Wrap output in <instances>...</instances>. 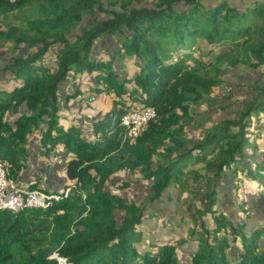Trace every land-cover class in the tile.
Masks as SVG:
<instances>
[{
  "label": "trees",
  "instance_id": "obj_1",
  "mask_svg": "<svg viewBox=\"0 0 264 264\" xmlns=\"http://www.w3.org/2000/svg\"><path fill=\"white\" fill-rule=\"evenodd\" d=\"M149 3L153 8L138 7ZM96 11L107 18L80 27ZM2 22L8 23L0 28V42L28 53L6 68L14 87L0 88V161L11 164L18 184L30 138L39 133L46 152L62 145L72 156L65 170L79 186L47 210H0V264H59L55 253L69 264H264V228L243 235L233 228L232 242L241 240L243 249L229 255L228 240L218 237L223 225H216L212 239L204 220L205 233L191 232L200 244L190 263L179 262L172 246L141 254L136 244L147 207L127 201L122 189H108L113 176L140 170L151 182L153 204L172 186L198 187L201 179L203 214L214 213L223 173L236 167L250 141L251 116L264 112V74L255 88L258 97L237 119L219 123L192 146L180 133L192 106L210 101L222 84L225 69L218 63L227 70L250 57L252 67H264V0H0ZM117 35L121 50L134 57L133 80L122 78L112 59H92L98 40ZM187 39L201 40L204 47L197 54L178 52ZM48 55L55 61H44ZM85 74L93 79L90 92L113 97L112 109L92 124L93 139L80 128L65 129L60 115L62 84ZM137 101L155 108L156 116L133 142L121 122ZM197 165L206 174L189 169Z\"/></svg>",
  "mask_w": 264,
  "mask_h": 264
},
{
  "label": "rangeland",
  "instance_id": "obj_2",
  "mask_svg": "<svg viewBox=\"0 0 264 264\" xmlns=\"http://www.w3.org/2000/svg\"><path fill=\"white\" fill-rule=\"evenodd\" d=\"M107 2H105V8L108 9ZM138 7H149L153 8L151 4H143ZM112 10L119 11V7L113 6L110 8ZM106 14L96 11L93 15L85 18L84 22L80 27H88L90 23H94L96 21L100 22L106 19ZM8 22H2L0 24L1 30H5ZM79 30L76 31L72 37L71 41H75L76 36L79 35ZM118 35L117 36H106L102 39L98 40L94 47V52L92 54V59L94 57L98 58L100 61H108L109 59L113 60V69H115L118 74L122 78H129L131 80L134 79V70L133 67L134 57L127 56L123 50H121V44L118 43ZM204 47L201 40L187 39L186 46L179 48L178 52L183 53L194 52L197 54L201 48ZM28 50L26 47L20 49H14V47L10 44H5L0 42V88L12 89L14 87V83L9 78V73L6 70L7 66L11 63L12 59L15 57H19L21 55H26ZM35 53V52H34ZM119 53H121L119 55ZM177 55L178 53L175 51L174 53ZM44 61H55L54 56L48 55ZM251 58H245L244 62H240L239 65L235 68H230L226 70V65L218 63L217 66L225 69V74L222 77V84L214 90L210 97V101H214V105H211V102L208 101L200 106L193 105L191 108L190 120L185 121L186 125L184 129L180 133V137H182L183 141L188 142L189 146H192L195 141L205 138L206 135L213 132L215 127L224 121L234 120L239 117V114L244 112L246 107L249 106V101L257 98L258 93L256 92V86L261 85L262 77L264 74V67L256 68L251 65ZM94 77V74H93ZM71 78V81H67L65 84L61 86V93H69L74 95L77 92V87H81V94L79 95L78 101L76 104L78 107L86 106V112L89 110L94 111L90 115L97 116L99 112H103V115L113 106V97L112 95H95L92 91L90 92V88L93 86L92 76L89 74H85L80 78L74 79ZM77 85V86H76ZM76 95V94H75ZM94 98V100H92ZM126 99L129 100L128 95H126ZM81 100V101H80ZM75 104V103H74ZM93 107V108H92ZM92 108V109H90ZM143 102L137 101L135 105V109H142ZM69 113L64 115L61 112V120L70 119L72 115H75L74 120L78 115L83 113L73 112L77 109H68ZM67 117V118H65ZM86 118V116H85ZM82 118V120H85ZM96 118V117H95ZM94 118V119H95ZM14 120V119H13ZM74 124L78 126H82L84 128L86 126L85 123L80 121H75ZM259 126L258 128H256ZM249 134L250 141L246 145V148H250L255 150L256 145L253 141L254 133L257 131L264 130V112H254L250 119L249 125ZM245 151V150H244ZM236 167H238V181L242 182V179L245 175V171H241L243 168L242 162L237 160ZM190 170H197L201 173L206 174L205 170H202V165H197L196 167H190ZM231 171H234L235 167L228 168ZM226 170L225 173H228L229 170ZM262 170L254 171L251 175L253 181H260L264 176ZM233 173V172H232ZM225 175V174H224ZM194 175L192 173L193 179ZM223 181V182H222ZM232 177L230 175L222 176L220 184L216 188V196L218 192V205L217 199L216 204L213 207L214 213L209 215H204V208L206 204V183L203 180L199 179L198 187H177L172 186L163 194L160 200L155 203H150L149 197L153 194L152 185L150 180H148L144 174L137 170L136 172H122L113 176L110 179L108 184V189L112 192L119 193L118 189H122L120 193H122L127 201H134L137 205H143L146 208L145 216L146 221L141 225L142 241L136 244V248L141 254H156L158 249L162 246H172L175 248L177 252V257L179 262L190 263L191 258L194 256L195 252H197V248L200 244V241L192 238V231L199 230L202 233H205L201 229L202 220L206 221L209 230L212 235V239L215 234L214 228L216 225H223L222 230L218 237L221 239H227L230 248L227 249V253L232 255L236 251L242 250V242L238 240L237 243L232 242L234 240L235 233L237 232L240 235L242 234L243 228L240 227V223H236L233 221V215L227 212L226 206L224 204V200L226 199L228 193L225 188V184H231ZM190 182V181H189ZM227 182V183H226ZM128 183L127 185H125ZM192 183V182H191ZM222 183V184H221ZM125 185V186H123ZM231 185H234L233 183ZM238 185V184H237ZM220 186V187H219ZM43 190H45L43 188ZM238 189H236L237 191ZM240 197H243L242 193H239ZM239 201V197L236 198ZM248 202H251L247 199ZM243 203V202H242ZM255 204V203H253ZM240 207V203L236 204L237 217L239 218L240 214L238 212V208ZM242 208V207H241ZM242 210H244L242 208ZM254 210V208H253ZM249 224L253 221L252 214H249ZM237 218V219H238ZM221 220H229L233 222L231 223H223ZM238 221V220H237ZM254 225H259L260 222L254 219ZM207 227V228H208ZM233 228H236V232L233 231ZM249 231L250 228H246ZM248 233V232H247ZM204 237L205 234H204ZM264 236L262 237V239ZM262 249L264 250V239L261 242Z\"/></svg>",
  "mask_w": 264,
  "mask_h": 264
},
{
  "label": "crops",
  "instance_id": "obj_3",
  "mask_svg": "<svg viewBox=\"0 0 264 264\" xmlns=\"http://www.w3.org/2000/svg\"><path fill=\"white\" fill-rule=\"evenodd\" d=\"M78 99H80L79 95L61 93V112H63L64 115H66V113H69L68 109H77L76 111H73L77 113L80 111L83 112L81 113V115L77 116L79 118H76L74 120L75 115H72L70 119H62L61 123L62 125H64L65 129L70 127L80 128L85 138L93 139L92 124L94 121L98 120L101 116H103V112H99L97 116H95L96 118L94 116H91L90 114L94 111L91 112V110H89L88 108V112H86V106L78 107V105L76 104ZM82 118H85V120H82ZM75 121H80V125H82V123H85L86 126L82 128V126L74 124ZM253 136L255 137L253 138L254 143L256 145L255 150L245 148V151H243V153L238 156V159L242 162L243 165L241 171H245V169H247V172L245 171V175L242 176L244 177L242 179V182L238 181V170V174L234 173V171L236 170V168L238 169V167H235L234 171L228 169V173H223V176H226L227 174L230 175L232 177L231 184H234H225V186L223 187L227 190L228 193L227 197L224 196L226 198L224 200V204L226 206L227 212L233 215V221H236V223L241 222L240 227L243 228L242 232L244 233H253L256 229L264 228V178L260 179V181L257 182L253 181L251 177L254 171H264V130L257 131V133H254ZM41 137L42 136L39 133H36L31 136L30 144L27 146V167L20 174V177L17 182L19 186L23 189H31L33 186H38L41 188H47L52 191H57L65 187L66 184L69 182L65 167L67 161L72 158V156L67 157L64 154L65 148L62 145H57V147H55V149L50 151L49 153L46 152V149L43 148ZM262 173L263 174L261 175L264 176V172ZM236 189L238 190L236 191ZM240 192L242 193L243 197H240ZM237 196L239 197V201L236 199ZM216 199L217 206H219L218 192ZM247 199L252 201V203L248 202ZM237 202L240 203V207L238 208V212L240 214L239 218L237 217L236 211ZM241 207L244 210H242ZM249 214H252L253 221L250 223V225H245L249 224ZM255 218L256 220H258V222H260L259 225H254ZM231 222L232 221L229 220L227 223ZM231 224L233 225V222ZM247 227L250 228L251 231L246 229ZM263 239H261V242Z\"/></svg>",
  "mask_w": 264,
  "mask_h": 264
},
{
  "label": "built area",
  "instance_id": "obj_4",
  "mask_svg": "<svg viewBox=\"0 0 264 264\" xmlns=\"http://www.w3.org/2000/svg\"><path fill=\"white\" fill-rule=\"evenodd\" d=\"M155 116L156 110L153 107L128 112L121 122L127 130L128 139L137 141ZM78 186L76 182H70L62 189L50 192L43 189H23L12 178L11 164L8 161H0V210L16 213L25 208L47 210L69 199ZM53 258L59 264H69L67 258L57 253Z\"/></svg>",
  "mask_w": 264,
  "mask_h": 264
},
{
  "label": "clouds",
  "instance_id": "obj_5",
  "mask_svg": "<svg viewBox=\"0 0 264 264\" xmlns=\"http://www.w3.org/2000/svg\"><path fill=\"white\" fill-rule=\"evenodd\" d=\"M70 182H72V181H69L68 183H70ZM68 183H67V184H68ZM67 184H66V185H67Z\"/></svg>",
  "mask_w": 264,
  "mask_h": 264
}]
</instances>
